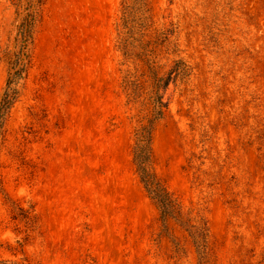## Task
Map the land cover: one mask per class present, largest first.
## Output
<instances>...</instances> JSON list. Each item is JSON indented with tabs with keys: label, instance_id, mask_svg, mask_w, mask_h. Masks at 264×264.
<instances>
[{
	"label": "rangeland",
	"instance_id": "obj_1",
	"mask_svg": "<svg viewBox=\"0 0 264 264\" xmlns=\"http://www.w3.org/2000/svg\"><path fill=\"white\" fill-rule=\"evenodd\" d=\"M147 2L128 59L115 39L121 0H0V102L32 19L0 130V264H198L188 242L176 255L159 234L131 154L151 110L149 69L162 76L176 60L189 69L165 94L155 171L186 207L207 202L209 264H264V0ZM197 170L224 178L198 191Z\"/></svg>",
	"mask_w": 264,
	"mask_h": 264
},
{
	"label": "trees",
	"instance_id": "obj_2",
	"mask_svg": "<svg viewBox=\"0 0 264 264\" xmlns=\"http://www.w3.org/2000/svg\"><path fill=\"white\" fill-rule=\"evenodd\" d=\"M27 15L21 25L19 32V50L15 54L12 65L13 73L7 82L6 90L0 102V130L3 125L4 116L15 100V92L12 91L17 80L22 79L26 73L29 63L28 46L31 41L32 19ZM150 24V12L147 0H121L119 16L115 23L116 45L124 58H131L134 55L135 44L141 38L142 32ZM188 66L181 60L173 62L171 68L162 76H158L151 68L149 69L151 106L150 114L145 123L134 128L132 133V163L135 174L148 199L153 203L158 212L159 234L170 239L176 255L185 252L187 242L194 249L198 264L210 263V247L208 245L210 230L207 221L208 204L206 201L197 200L184 205L183 199L170 189L165 179L155 171L154 156L152 150V137L155 125L164 118L168 109L170 99L165 94L170 85L183 79L188 74ZM130 76L123 80L124 87L131 84ZM135 85V84H134ZM141 84L135 85V92L141 89ZM12 91V93H11ZM258 151L262 160L264 170V130L257 132ZM198 157L191 155L189 167L195 169V160ZM203 165V163H201ZM221 171L204 172L198 171L193 175L192 188L201 191L203 184L213 189L215 184L223 180ZM215 188V187H214ZM173 227L179 228L186 234L179 240L173 232ZM184 242H186L184 244Z\"/></svg>",
	"mask_w": 264,
	"mask_h": 264
}]
</instances>
